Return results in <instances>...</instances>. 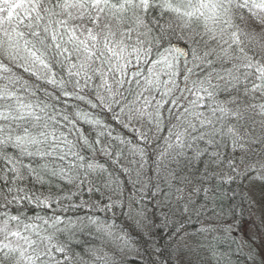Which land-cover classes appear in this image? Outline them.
I'll return each instance as SVG.
<instances>
[{"label": "snow or ice", "instance_id": "6c2138e0", "mask_svg": "<svg viewBox=\"0 0 264 264\" xmlns=\"http://www.w3.org/2000/svg\"><path fill=\"white\" fill-rule=\"evenodd\" d=\"M253 6L264 9V2L254 0ZM229 12L230 0H0V53L24 59L27 67L36 69L30 79L39 81L42 71L43 86L58 97L55 104L42 97L25 99L18 90L0 83V264H69L73 258L72 242L80 221L53 211L59 199L39 200L43 216L35 206L29 207L31 217L22 215L28 206L25 202L36 199L24 193L22 178L29 173L30 180H43L53 151L61 153L56 159L71 158L69 167L75 175L66 169L56 174L64 178L65 186L78 185L86 201L93 194L86 181L104 175L101 153L109 141L143 158V136L129 141L115 132L127 129L134 120L146 118L155 124L176 112L184 114L185 126L187 118L205 126L200 117L211 112L221 127L210 136L230 137L233 151L242 148L235 132L224 129L225 120L238 119L240 113L225 107L227 97L214 83L225 77L213 76L212 60L238 61L226 73L229 89L238 95L264 96V55L243 52L239 31L231 30L235 26ZM190 63L204 66L207 76L191 79ZM57 67L61 68L59 78ZM9 71L0 62V74ZM180 88L189 95L185 97ZM185 99L187 103H181ZM50 108L64 110L60 119L73 125L67 134L61 131L57 136L55 127L47 123L55 120ZM259 108L264 111V104ZM121 118L127 123L121 124ZM72 134L87 154L72 152ZM182 135L177 132L175 137L181 147ZM206 143L210 148L213 140ZM40 145L48 147L41 150ZM209 148L198 151L196 158H207L208 170L222 167L225 159ZM34 150L39 173L31 162ZM112 155L119 159L122 152L117 149ZM112 190L119 192L120 185L113 183ZM65 200L79 202L80 196ZM83 207L91 213L87 203ZM88 218L97 228L104 227L105 221Z\"/></svg>", "mask_w": 264, "mask_h": 264}, {"label": "clouds", "instance_id": "9594fccd", "mask_svg": "<svg viewBox=\"0 0 264 264\" xmlns=\"http://www.w3.org/2000/svg\"><path fill=\"white\" fill-rule=\"evenodd\" d=\"M261 2L264 0H255V3ZM253 3L254 0H230L228 18L235 26L231 30L239 31L243 52L261 56L264 55V9L254 7ZM23 55L21 52L20 56ZM0 62L10 69L0 74L4 77L0 83L18 90L25 99L42 97L49 104H55L58 97L51 88L43 86L42 71L37 81L29 76L36 69L27 67L24 59L0 53ZM212 62L216 65L211 69L213 76L225 77L214 79L216 87L227 97L225 107L240 113L238 119H226L224 129L231 128L235 132L242 148L228 151L232 149L230 137L210 136L214 129L221 127V121L211 112L200 117L206 122L205 126L191 118H187L185 126L184 114L173 112L171 116L165 114L155 124L145 118L132 121L127 129H115L129 141L133 136H143V158L130 154L125 145L109 141L101 153L105 160L104 175L92 176L86 181L88 190L93 193L86 201L78 185L67 187L64 178L56 174L66 169L75 175V170L69 167L71 158L56 159L61 154L58 151H53L48 158L43 180H30L29 173L24 175L23 191L36 199L25 202L28 206H22V215L31 217L29 207L35 206L36 213L43 216L46 213L39 200L59 199L61 203L53 211L80 221L69 264H264V111L259 108L264 104V96L251 92L238 95L227 87L226 73L238 61L213 57ZM188 67L191 79L208 74L204 66L197 68L190 63ZM56 71L59 78L61 68L57 67ZM180 92L185 97L189 95L183 88ZM60 111L64 110L53 112L50 108L55 120L47 121L50 127H55L57 136L61 131L67 134L73 127L64 124ZM124 123L127 122L121 118V124ZM177 132L183 133L182 147L177 145ZM210 138L213 144L209 148L206 142ZM69 141L75 143L73 153L87 154L76 134L69 136ZM38 147L45 150L48 146ZM204 148L217 152L226 163L208 170L207 158H196V153ZM117 149L122 152L119 159L112 155ZM31 162L33 169L41 172L35 150ZM229 165H232L231 171ZM225 180L231 182L224 183ZM233 181L237 182L235 187L230 186ZM113 183L120 185L119 192L112 190ZM75 195L80 196L79 202L65 200ZM85 203L91 208L90 214L83 207ZM89 215L94 220L105 221L104 227L97 228ZM221 244L224 250H220ZM234 253L238 254L233 256Z\"/></svg>", "mask_w": 264, "mask_h": 264}, {"label": "trees", "instance_id": "16d2710c", "mask_svg": "<svg viewBox=\"0 0 264 264\" xmlns=\"http://www.w3.org/2000/svg\"><path fill=\"white\" fill-rule=\"evenodd\" d=\"M127 135H128V136H131V134H128V133H127ZM228 151H232V149L229 148ZM226 186H228V185H226ZM220 247H221L220 250H224V245H223V244H221ZM237 254H238V253H234L233 256H235V255H237Z\"/></svg>", "mask_w": 264, "mask_h": 264}, {"label": "bare ground", "instance_id": "6f19581e", "mask_svg": "<svg viewBox=\"0 0 264 264\" xmlns=\"http://www.w3.org/2000/svg\"><path fill=\"white\" fill-rule=\"evenodd\" d=\"M236 183L235 181L232 182V184L230 185L231 187H235L236 186ZM242 183V182H241ZM227 187V186H226ZM219 248L221 249L220 245H219Z\"/></svg>", "mask_w": 264, "mask_h": 264}, {"label": "rangeland", "instance_id": "374dc122", "mask_svg": "<svg viewBox=\"0 0 264 264\" xmlns=\"http://www.w3.org/2000/svg\"><path fill=\"white\" fill-rule=\"evenodd\" d=\"M127 134V133H126ZM128 134H131V133H128Z\"/></svg>", "mask_w": 264, "mask_h": 264}]
</instances>
